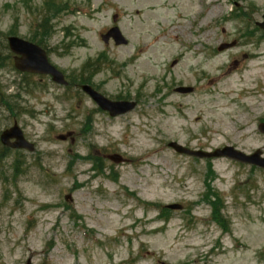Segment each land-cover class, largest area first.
<instances>
[{
  "label": "rangeland",
  "instance_id": "rangeland-1",
  "mask_svg": "<svg viewBox=\"0 0 264 264\" xmlns=\"http://www.w3.org/2000/svg\"><path fill=\"white\" fill-rule=\"evenodd\" d=\"M113 15L124 46L101 40ZM263 16L264 0H0V133L17 122L35 146L0 143V264H264V170L168 148L264 157ZM9 36L67 88L19 73ZM84 84L137 106L111 118Z\"/></svg>",
  "mask_w": 264,
  "mask_h": 264
},
{
  "label": "water",
  "instance_id": "water-1",
  "mask_svg": "<svg viewBox=\"0 0 264 264\" xmlns=\"http://www.w3.org/2000/svg\"><path fill=\"white\" fill-rule=\"evenodd\" d=\"M115 18L116 17L114 16V20ZM257 26L264 30V22L258 23ZM101 38L106 44L110 38L114 40V43L117 46L127 44L126 39L123 37L118 28L111 29L108 31V33L102 35ZM7 41L10 51L15 54L13 58L14 67L18 71L23 73L48 75L56 84L62 86H66L68 84L64 75L48 61L46 52L39 46L15 36L9 37ZM234 45V42L228 45H221L219 50L222 51L225 48L232 47ZM81 89L97 104V106L102 111L107 112L110 117L125 115L133 111L136 107V102L134 101L109 100L89 85H83ZM175 91L186 94L192 92V88L179 87L175 89ZM259 127L264 133V123ZM12 139L15 140L13 143L10 142ZM0 141L3 145L14 149H27L30 152L34 151V145L24 138V135L17 123H14L11 128L6 129L1 133ZM168 146L178 154L197 159L211 160L226 158L240 162L242 164L252 165L264 169V157L262 156V152L259 150L251 155H246L232 146H225L221 149H215L214 151L191 150L176 142H171ZM109 159L115 163L122 162V158L118 155H112L109 157ZM167 208L179 210L181 209V206L171 205L167 206Z\"/></svg>",
  "mask_w": 264,
  "mask_h": 264
},
{
  "label": "flooded vegetation",
  "instance_id": "flooded-vegetation-1",
  "mask_svg": "<svg viewBox=\"0 0 264 264\" xmlns=\"http://www.w3.org/2000/svg\"><path fill=\"white\" fill-rule=\"evenodd\" d=\"M262 21H264V16H263V20ZM257 23H255V26H257L256 25ZM257 28H258V26H257ZM264 32V31H263ZM237 65H238V61H234V63H233V66L235 67V69L237 68ZM22 74V73H21ZM27 75H29V76H31V77H43V76H41V75H36V74H28V73H26ZM45 77H48V76H45ZM48 78H50V77H48ZM51 80V79H50ZM257 95H260V93L258 92L257 93ZM263 96H264V94H263ZM263 100V102H264V98L262 99ZM264 122V121H263ZM7 148H9V147H7ZM9 149H11V148H9Z\"/></svg>",
  "mask_w": 264,
  "mask_h": 264
},
{
  "label": "trees",
  "instance_id": "trees-1",
  "mask_svg": "<svg viewBox=\"0 0 264 264\" xmlns=\"http://www.w3.org/2000/svg\"><path fill=\"white\" fill-rule=\"evenodd\" d=\"M160 213H162V210H160ZM212 215H217V218H215L214 221H215L218 225H220V224L222 223V222L220 221V220H221V217L218 216L217 213L212 214Z\"/></svg>",
  "mask_w": 264,
  "mask_h": 264
}]
</instances>
